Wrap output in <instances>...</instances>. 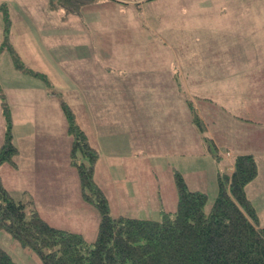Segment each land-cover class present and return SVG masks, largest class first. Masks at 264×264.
<instances>
[{"label": "rangeland", "instance_id": "rangeland-1", "mask_svg": "<svg viewBox=\"0 0 264 264\" xmlns=\"http://www.w3.org/2000/svg\"><path fill=\"white\" fill-rule=\"evenodd\" d=\"M170 1L149 0L131 3L129 9L120 8L122 12L118 8H109V2L103 7L92 5L85 8L90 5L88 2L80 13H75L66 12L67 9L52 11L48 8L50 0H0V5L6 7V11L0 9V129L1 119L4 126L3 106L6 104L15 119V141L20 150L17 157L20 167L18 170L9 168L13 172L9 173L6 180L8 179L7 181L14 186V192H11L18 199L23 196L22 191L25 188L26 172L22 163L29 158L28 153L29 162L31 158H37V155L49 161L52 157L54 161L58 160L62 167L60 175L52 168L53 171L49 173L57 183V190L51 192L49 189L51 193L46 196L44 190L39 189L40 184L34 183L33 188L41 212L51 223L61 228L85 231L89 222L97 228L100 221L98 211L82 200L78 171L69 165L71 140L68 132L66 136L65 132H62L63 122H58L59 115L64 116L61 105L59 106L62 100L78 106L79 112L75 111L79 116L77 120L81 121L79 124L88 134L91 145L100 152L102 158L98 164L97 179L108 194L113 215L156 219L161 216L163 210H175L178 200L175 170L184 175L191 190H202L208 194L207 210L213 206L219 191L218 174L226 172L225 161L228 157L218 158L212 143L201 139L202 135L192 123L188 101L190 98L186 93L183 75L187 74L185 60L189 59L190 62L191 57L183 56L182 53H192L194 50L171 49L174 44L170 41L172 37L169 34L172 18H169L171 14L168 12L173 9ZM154 13L162 16L161 23L154 22ZM65 14L66 18L60 17ZM109 17L122 20L130 18L131 24L118 25L117 19L109 22ZM134 26L137 27L134 32H138L134 36L135 39L117 46L118 33L130 35ZM78 28L84 33L83 37L77 35ZM200 29V26H195L193 35L188 38L190 47L200 45ZM39 33H42L43 37L38 36ZM185 34L183 32L178 36L176 33L174 38L180 39L179 42L183 45L187 41ZM6 35L9 36L13 50L8 47L1 49ZM138 38L145 45L138 43ZM86 47L90 49L82 54L86 60L78 61L80 58L78 54ZM128 49H135L137 55L130 57L131 61L124 62L122 54H126ZM115 51L120 54H116ZM141 51L145 52L143 57L138 56ZM15 55L19 56L29 69L46 72L51 84L21 70L16 64ZM137 57L139 60L144 58V70L142 68L139 72V60L137 62L133 60ZM198 57L197 53L195 60ZM35 63L42 65L40 68L32 66ZM55 63L70 74V86L65 84L66 81ZM132 63H136L133 68L127 65ZM105 64L116 71L123 65L130 69L127 76L118 77L109 85L103 77L102 66ZM82 68L83 70L88 68L91 75L95 74L96 70L97 81L91 84L85 81L84 75L80 72ZM149 74L151 84L148 88L159 87L161 98L159 105L165 103L171 107L176 97L179 115L160 110L146 114L143 119L137 112L139 102L137 95L140 89L127 87L137 86L138 81L147 80L144 75ZM93 85H97L96 88H93ZM47 89L50 95L56 98V105L51 101L46 102L44 97ZM121 96L131 99L134 97L136 100L127 104ZM34 100L38 103L39 111L45 109L43 117L46 118L42 119L35 111L33 112ZM109 109L116 119H110L108 122L106 112H109ZM171 116L178 121V143L166 137L175 123ZM141 129L145 131V137L138 136ZM130 141L146 142L148 147L156 149V152L138 153V158L145 162L147 175L138 176L137 183L135 181L133 185H129L130 175H116L117 170L114 167L117 164L109 162L111 156H116L120 160L125 158L122 156H130ZM32 144L37 147L36 151L42 147L41 151L32 150L29 147ZM42 169L48 171V167L42 166ZM130 170L137 172L133 165ZM113 172L114 181L110 178ZM37 174L43 175L42 172ZM40 180L45 181L44 178ZM126 190L134 197L128 198ZM0 246L19 264H42L35 252L23 248L6 232H0Z\"/></svg>", "mask_w": 264, "mask_h": 264}, {"label": "trees", "instance_id": "trees-1", "mask_svg": "<svg viewBox=\"0 0 264 264\" xmlns=\"http://www.w3.org/2000/svg\"><path fill=\"white\" fill-rule=\"evenodd\" d=\"M94 1L98 0H50V9L79 13L85 4ZM0 9L6 11L4 5ZM7 23L10 24L9 20ZM5 39L1 49L13 50L9 36ZM14 58L21 70L51 84L45 73L29 69L17 55ZM188 101L192 123L202 135L200 138L211 142L198 110L192 100ZM4 105L0 232L8 233L23 248L35 252L42 264H264V226L260 225L257 211L246 193L247 185L259 174L254 155L235 156L233 171L218 174V196L209 210L208 194L191 190L184 175L175 170L178 191L175 210H163L156 219L116 216L105 188L97 179L100 152L91 145L72 104L62 100L60 105L72 141L69 165L78 171L82 200L100 215L97 228L89 222L85 231H74L48 221L32 191L23 189L22 198L17 199L6 187L2 170L5 166L18 170L20 150L15 141V119L10 108ZM106 113L108 117L114 116L110 109ZM51 192L44 190L45 195ZM0 264L19 263L0 246Z\"/></svg>", "mask_w": 264, "mask_h": 264}, {"label": "crops", "instance_id": "crops-1", "mask_svg": "<svg viewBox=\"0 0 264 264\" xmlns=\"http://www.w3.org/2000/svg\"><path fill=\"white\" fill-rule=\"evenodd\" d=\"M142 1L149 0H98L88 3L90 5L85 4L88 5L85 8L92 5L103 7L109 2V8L114 7L119 10L120 8L129 9L131 3H141ZM170 4L173 7V9L168 12V14H171L169 18H172L169 32L172 37L170 41L174 45L177 43L176 46L170 44L172 45L171 49L188 50L190 48L192 51L194 50L192 53H182L183 56L191 57L190 62L188 61L189 59L185 60L187 66L185 72H187V74H183L186 82V93L188 94V97L192 99L206 125L207 134L211 138L214 150L219 156L218 158L224 159L222 158L223 156L228 157L225 163L226 172L229 173L233 171L232 160L235 156L251 154L257 158L259 174L257 178L247 185L246 193L257 211L260 225L264 226V0H171ZM48 8L50 9V2ZM153 15L154 22L161 23L162 16H160L159 13L157 15L154 13ZM60 17L66 18V14L61 15ZM116 19L118 20V25H120V23L131 24L130 18L128 20H122L120 18L109 17V22H114ZM197 25L198 27H201L200 45L191 46L192 48L196 47V49H192L188 45V38L193 35V30ZM135 28L137 27L134 26V28L131 29L130 35H122L118 33L117 46L124 45L135 39L134 36L137 32H134ZM76 31L79 37L84 36V33L82 30H79V28ZM183 32L186 33L187 41L184 43L182 41V45L179 42L180 39L174 38V35L177 33L178 36H181ZM150 35L152 37V34ZM38 36L43 37V34L39 33ZM137 40L141 45H145L141 39L138 38ZM42 43L44 45L43 40ZM84 45L87 46L86 44ZM88 50L90 51V49L86 47L84 50L80 51V54H78L80 58L77 60H86L82 54H85ZM197 53L199 57L195 60ZM116 54L120 53L116 52ZM95 55L96 54H94V56ZM122 55L125 58L124 62L131 61L130 57H135L137 52L135 49H128L127 53ZM144 55V51H141L138 54L140 57H143ZM133 60L137 62L139 58L137 57ZM135 64L136 63L127 65H130L133 68ZM40 65L42 64L35 63L32 66L39 67ZM54 65L59 69L61 76L66 81L65 84L70 86V74L66 72L65 68H60L58 64L55 63ZM94 66H97L96 62ZM143 67L144 58H141L139 60L138 72L141 71ZM31 69L43 72L48 76V74L42 70ZM129 69V67L123 65L119 67L118 71H116L113 67L110 68L105 64L102 66V70H104L103 77L110 85L112 80L118 79V77L127 76ZM142 70H144V68ZM88 71V68L86 70H83L82 68L80 71L84 75V80L89 81V84L96 82V70L95 74L92 75L89 74ZM150 75L151 74L144 75L147 80H139L137 86L129 84L130 86L127 87H136L137 89H140L139 94L137 95L139 98L137 112L143 117V119L146 114L152 112L156 113L160 110L165 112L170 111L174 115H179L176 97L174 99V105L171 107L165 103L159 105V101L161 100L159 87L152 89L148 88V85L151 84L149 82L151 79H148ZM96 86L97 85H93V88H96ZM35 90L38 91V88ZM44 98L46 99V102L51 101L56 105V98L50 95L48 89ZM122 98L125 100L124 103L127 104L131 101L135 102L136 100L134 97L133 99L130 97ZM37 105L38 103L34 100L32 102L33 112L35 111V113L42 119L46 118L43 117L45 109L43 108L39 111ZM72 106L74 111L79 112L77 109L78 106L75 104ZM76 116L77 119H79L78 114H76ZM106 116V121L108 122L109 119H116L114 116L110 117L109 115L108 117V113H106ZM64 117L65 115L63 117L59 115L58 122H63L61 125L64 128L62 129V132H65L66 136L67 122ZM171 118L174 119V116H171ZM174 121L175 123L170 130V134L166 137L171 138L174 142L178 143V121L175 119ZM78 122L81 123L80 120ZM2 129L3 121L1 119V132ZM138 136L145 137V131L141 129ZM147 138L149 137L147 136ZM131 143L134 142L130 141V156H122L125 157L122 160L116 158V156L109 157L110 163L117 164V166L114 167V169L117 170L115 171L116 175L122 174L131 176L129 185H133L138 176L141 175L146 177L147 175L145 162L138 158V153L156 152V149L148 147L146 142ZM29 147L36 151L37 147H34L33 144ZM49 147L50 145L47 149H49ZM40 148L42 149V147ZM41 149L36 152H40ZM28 156L30 158L29 153ZM29 158H26L22 163L23 168L26 170L24 189L30 190L34 194V183H38L40 184L39 189L41 191H48L49 189L52 191L55 190L57 188V183L54 181L55 179L49 176V173L55 170L59 173L58 175H60L62 171L60 162L58 160L54 161V157L49 161L40 155H37V158L35 159L31 158L30 162L29 160L27 161ZM132 165L137 168V172L130 170ZM42 166L48 167V171H44ZM9 168L11 167L5 166L3 168V179L7 188L14 192V186L7 181L8 179L6 180L9 173L13 172V170ZM51 168L53 169L52 171ZM139 169L142 171L140 172ZM119 170L125 171L119 172ZM38 172H42L43 175H38ZM115 172H113L110 177L113 181V174ZM33 177L36 178L32 179ZM41 178H44L45 181H41ZM126 191L129 194L128 198L134 197L133 195H130L129 190ZM49 194L50 193L47 195Z\"/></svg>", "mask_w": 264, "mask_h": 264}]
</instances>
